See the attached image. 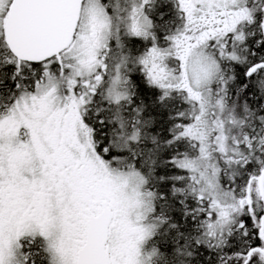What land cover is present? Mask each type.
I'll use <instances>...</instances> for the list:
<instances>
[{"label":"snow or ice","instance_id":"snow-or-ice-1","mask_svg":"<svg viewBox=\"0 0 264 264\" xmlns=\"http://www.w3.org/2000/svg\"><path fill=\"white\" fill-rule=\"evenodd\" d=\"M0 264H264V0H0Z\"/></svg>","mask_w":264,"mask_h":264}]
</instances>
